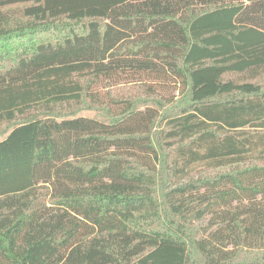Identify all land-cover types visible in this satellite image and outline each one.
Here are the masks:
<instances>
[{"label": "trees", "instance_id": "trees-1", "mask_svg": "<svg viewBox=\"0 0 264 264\" xmlns=\"http://www.w3.org/2000/svg\"><path fill=\"white\" fill-rule=\"evenodd\" d=\"M247 72L264 75V0H0V264H264Z\"/></svg>", "mask_w": 264, "mask_h": 264}, {"label": "rangeland", "instance_id": "rangeland-1", "mask_svg": "<svg viewBox=\"0 0 264 264\" xmlns=\"http://www.w3.org/2000/svg\"><path fill=\"white\" fill-rule=\"evenodd\" d=\"M26 5L27 4H25V6ZM23 6H24V4L12 5V6L8 7V9H10V11L12 13L18 14V13H21V9ZM59 22L60 21H57V23H59ZM253 75H254L253 73L247 72L244 74H238V75H236V77L241 81L242 80H256V79H263L264 78V75H262L260 78L254 79ZM95 87L98 88V90L103 95H106L108 93L109 95H113L115 97H127V98L130 97V98L136 99L138 101H142V102L144 100L147 101V99H149L148 97H151L152 99H155V100H152V101H155V102H152V104H156L158 99L161 98L156 94L149 95V93L145 92L144 87L141 86L140 83H135V82L118 83V84H114V85H108V83L106 84V82H101L100 84L96 85ZM161 92L164 93L165 95H167L168 97H171V98H173V96H176V94H177V91L175 90L174 85H172V84L169 87H165L163 89V91H161ZM171 98H168V99H171ZM165 106H168V105L165 103ZM80 112L83 114H89V115H95V114L97 115L99 113L98 110L96 111L93 109H82V110H80ZM24 118L25 117H20L17 120H21ZM13 124L14 123H2V124H0V128L3 130L8 129L11 126H13ZM225 169H227V168H220V169L212 170V171H209V173H216V172H220L221 170H225ZM253 257H255V253L253 251H248V252L242 253V255L240 256L241 259H252Z\"/></svg>", "mask_w": 264, "mask_h": 264}]
</instances>
